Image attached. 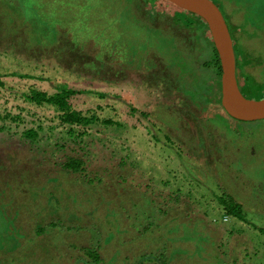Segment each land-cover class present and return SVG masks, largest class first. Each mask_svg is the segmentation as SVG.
Returning a JSON list of instances; mask_svg holds the SVG:
<instances>
[{
  "label": "rangeland",
  "instance_id": "374dc122",
  "mask_svg": "<svg viewBox=\"0 0 264 264\" xmlns=\"http://www.w3.org/2000/svg\"><path fill=\"white\" fill-rule=\"evenodd\" d=\"M216 2L236 88L262 98L264 26L245 27L238 3L264 0ZM213 48L176 0H0V264H264V119L216 102ZM60 84L105 94L72 98L98 120L71 128L18 94ZM70 157L83 173L62 167Z\"/></svg>",
  "mask_w": 264,
  "mask_h": 264
},
{
  "label": "trees",
  "instance_id": "16d2710c",
  "mask_svg": "<svg viewBox=\"0 0 264 264\" xmlns=\"http://www.w3.org/2000/svg\"><path fill=\"white\" fill-rule=\"evenodd\" d=\"M213 1L216 3V0H213ZM242 7L246 9L244 10V14H243V24L245 27L247 26L248 28L252 27L249 24L250 20L253 21V23L255 24L254 26L255 28L257 26H260V27L264 26V7L263 6H258V4H253L251 5V7H244L243 5ZM224 18L226 20L225 16ZM228 28H229V32L231 35V30H230L229 25H228ZM259 31L261 32V29ZM231 38H232V35H231ZM211 67L214 69L216 78H217V88H213L212 92H213L214 99L216 100V102L220 104L221 93H220L219 78L221 75V66H220V60L218 57V53L215 48H213V57L211 59ZM7 76H17V77H22V78H32L33 77L30 74L13 73V72L9 73V75L7 74ZM0 85L2 86L4 85L3 80L1 78V74H0ZM85 93H96V95L99 97L105 96V94L101 92H93L92 90H89V89H77V88L70 87L66 84L57 85L54 88V91L50 93L44 90L33 88V87H29L25 90L18 91L19 97L21 96L22 99H24L25 101L29 103H33L38 106H48L50 108H53L56 111V115H57L59 122L62 125H67L71 128L74 126L84 128L92 124L94 121L98 120L97 118L98 116L95 113L85 114L81 110H77L73 108L72 106V103H71L72 98L76 95L85 94ZM129 109L132 111H136V108L133 105H130ZM142 113L143 112H141V114ZM6 118H9V120L11 121H16L17 119L16 116H13L10 114H4L1 116L2 121L5 120ZM103 122L108 123V124L113 123V121L109 119H105L103 120ZM22 135L28 140H33L37 138L38 131L36 128L31 127V128H27L23 130ZM62 167L70 172L83 173V161L82 159L77 158V157L68 158L63 163ZM217 201L222 206V208L224 209L227 215H232L241 220H245V214L243 211L242 204L236 201L230 194L222 192L221 195L217 197ZM86 256L89 259H92L94 261L100 260L99 255L96 250L88 249V251L86 252Z\"/></svg>",
  "mask_w": 264,
  "mask_h": 264
},
{
  "label": "water",
  "instance_id": "95a60500",
  "mask_svg": "<svg viewBox=\"0 0 264 264\" xmlns=\"http://www.w3.org/2000/svg\"><path fill=\"white\" fill-rule=\"evenodd\" d=\"M199 14L213 36L221 66V105L232 118L241 121L264 119V97L252 99L236 88V58L233 41L226 20L213 0H176Z\"/></svg>",
  "mask_w": 264,
  "mask_h": 264
},
{
  "label": "crops",
  "instance_id": "0c3cea01",
  "mask_svg": "<svg viewBox=\"0 0 264 264\" xmlns=\"http://www.w3.org/2000/svg\"><path fill=\"white\" fill-rule=\"evenodd\" d=\"M218 2H219V1H218ZM216 4L219 6V8L222 7L221 5H219V3L216 2ZM242 5H243L244 7H248L246 3H238V6H240V7H241ZM221 9H222V8H221ZM242 10L244 11V10H246V9L242 8Z\"/></svg>",
  "mask_w": 264,
  "mask_h": 264
},
{
  "label": "bare ground",
  "instance_id": "6f19581e",
  "mask_svg": "<svg viewBox=\"0 0 264 264\" xmlns=\"http://www.w3.org/2000/svg\"><path fill=\"white\" fill-rule=\"evenodd\" d=\"M181 4L187 6L185 2H182ZM187 7H188V6H187Z\"/></svg>",
  "mask_w": 264,
  "mask_h": 264
}]
</instances>
